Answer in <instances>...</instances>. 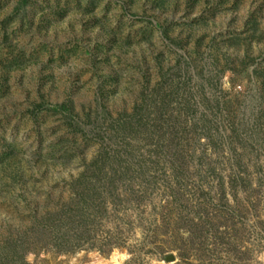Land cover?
Listing matches in <instances>:
<instances>
[{"label": "rangeland", "instance_id": "rangeland-1", "mask_svg": "<svg viewBox=\"0 0 264 264\" xmlns=\"http://www.w3.org/2000/svg\"><path fill=\"white\" fill-rule=\"evenodd\" d=\"M182 55L192 75L179 90L184 102L190 88L200 115L209 113L203 97L222 100L217 126L228 134L231 118L264 98V0H0V245L68 201L67 183L99 150L58 116H33L40 96L70 99L80 117H94L101 80L116 117L142 92L156 97L160 66ZM190 143L182 178L162 164L147 193L135 186L136 200L102 220L117 248H102L99 233L92 248L32 251L26 262L264 264V151H249L240 166L231 137ZM176 182L179 192L167 188Z\"/></svg>", "mask_w": 264, "mask_h": 264}, {"label": "trees", "instance_id": "trees-1", "mask_svg": "<svg viewBox=\"0 0 264 264\" xmlns=\"http://www.w3.org/2000/svg\"><path fill=\"white\" fill-rule=\"evenodd\" d=\"M162 32L167 34V29L162 28ZM189 62L184 63L182 55L177 65L165 72L160 66L164 81L154 87L156 97L150 96L153 92H142L140 101L135 100L131 111L125 110L116 117L107 109L105 83L101 80L97 86L94 117L90 113L85 115V119L80 117L70 99L50 103L43 95L40 96L39 103L31 111L33 116H58L70 132L81 133L89 142L96 140L99 150L88 163H83L80 175L67 183L68 201L62 202L61 206L57 203L46 213L37 215L34 220L31 219L24 235L0 245V264H28L25 255L32 251L51 250L61 254L74 253L84 247L92 248L102 237L99 233L105 234L101 239L105 240L102 248L106 245L109 251L117 248L119 243L112 240L114 230L103 231L105 224L102 220L108 219L117 205L136 200L135 186L142 194L147 193L156 174L162 172V164L170 168L173 179L182 178L186 164L184 139L191 140V148H194L204 138L216 145L219 140L223 142L225 137H231L236 162L240 166L242 157L249 151L254 148L264 151V98L258 101L257 111H244V115H238L237 119L231 118L227 134L222 125L217 126L216 120L218 111L223 108L222 100L213 105L210 99L203 97L207 102L204 103L205 109L211 116L207 111L197 114V98L190 88L184 102V90L183 93L179 90L184 89V74L192 77ZM252 72L254 70L251 69ZM174 80H182V85L179 87V83L172 82ZM186 115L190 117L189 123L185 121ZM213 130L208 137L205 132L211 134ZM239 177L241 182L246 181L244 177ZM167 188H177L179 192L180 187L176 182L175 186ZM115 239L118 240V236ZM97 249L101 250L100 247Z\"/></svg>", "mask_w": 264, "mask_h": 264}]
</instances>
